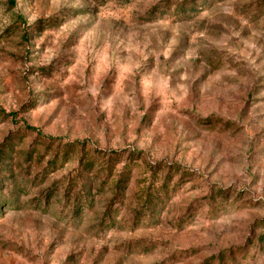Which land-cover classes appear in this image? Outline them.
Here are the masks:
<instances>
[{"label":"rangeland","instance_id":"1","mask_svg":"<svg viewBox=\"0 0 264 264\" xmlns=\"http://www.w3.org/2000/svg\"><path fill=\"white\" fill-rule=\"evenodd\" d=\"M0 264H264V0H0Z\"/></svg>","mask_w":264,"mask_h":264}]
</instances>
